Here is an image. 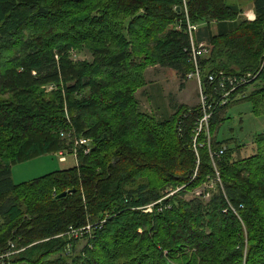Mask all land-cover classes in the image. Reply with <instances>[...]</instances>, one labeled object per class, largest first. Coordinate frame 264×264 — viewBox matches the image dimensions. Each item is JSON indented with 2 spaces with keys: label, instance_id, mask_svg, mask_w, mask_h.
I'll use <instances>...</instances> for the list:
<instances>
[{
  "label": "trees",
  "instance_id": "16d2710c",
  "mask_svg": "<svg viewBox=\"0 0 264 264\" xmlns=\"http://www.w3.org/2000/svg\"><path fill=\"white\" fill-rule=\"evenodd\" d=\"M251 2L252 21L234 0H0V264H264V134L236 159L212 131L253 86L245 99L264 111V0ZM187 17L210 46L203 90L219 87L210 74L247 78L211 102L210 145L194 142L201 105L162 121L133 96L148 65L192 79ZM84 48L93 61L74 62ZM63 153L75 165L15 183V165ZM217 174L208 203L184 199ZM87 226L70 263L71 233Z\"/></svg>",
  "mask_w": 264,
  "mask_h": 264
},
{
  "label": "rangeland",
  "instance_id": "374dc122",
  "mask_svg": "<svg viewBox=\"0 0 264 264\" xmlns=\"http://www.w3.org/2000/svg\"><path fill=\"white\" fill-rule=\"evenodd\" d=\"M184 3L186 5L187 0H184ZM207 49L206 56L210 54L209 45ZM73 58L74 62L77 63L93 61V55L87 48L79 51ZM133 61L136 64L145 63V59L133 58ZM142 82L143 85L135 90L133 96L139 102L140 110L157 120L165 121L171 119L180 107L192 108L201 104L200 88L197 81L195 79L183 81L171 69L160 67L157 64L148 65L142 71ZM255 88L253 86L247 90L245 98ZM52 90L53 87L47 88V91ZM245 98L241 99L238 104L222 112L220 116L222 124H215L212 128L213 134L218 141H230L232 148L240 146L235 156L236 159H243L253 153L255 154L257 151L256 138L258 135L264 134V111L262 112L261 110L260 115L254 114L252 103L248 102ZM65 113L66 117L69 118L66 108ZM81 139L76 137L74 140L76 144L87 140L92 146L90 139ZM63 154L67 157V162L65 163L60 161V156L54 154L15 165L12 168L15 183L28 182L51 172L75 165L76 161L72 155ZM220 180L221 178L217 174L216 178L214 177L202 187L196 189L194 192L185 194L184 199L190 201L197 197H202L205 194L203 200L208 203ZM144 212L147 213L149 210H145ZM95 228L91 226L89 230L82 231L83 228L72 233V241H70L71 243L69 245H74V250L72 251V248H69L64 253V257L69 259L70 263L82 254L91 237L94 236Z\"/></svg>",
  "mask_w": 264,
  "mask_h": 264
},
{
  "label": "built area",
  "instance_id": "2783aa9c",
  "mask_svg": "<svg viewBox=\"0 0 264 264\" xmlns=\"http://www.w3.org/2000/svg\"><path fill=\"white\" fill-rule=\"evenodd\" d=\"M188 19V24H187V32L191 37V46H192V57L191 60L194 64L195 67V73L191 74L188 76V78H192L195 79L199 85L200 88V98H201V117L198 120L197 123V132L194 138V142L195 145L197 144L198 138L202 135H206V140L208 142V144L210 145L212 142V135L209 133V122L210 119L213 116V111H212V105L211 102L215 101V104L219 105H224L227 104L230 101L231 95L239 88L240 83H246L247 82V78H243L245 80L242 81H238L236 78H224V74L220 73L218 76H216L215 74H210L208 75L207 80L209 81L210 84H215L218 81V85L219 87H217V89H215L214 93H211V95H208L204 90H203V86H202V78H201V74H200V69H199V59L203 58L206 56L207 53V48L208 45L206 43H197L194 41L193 39V34L197 31L198 27L194 24H192ZM222 76V78H216V77H220ZM252 77L251 75L247 76ZM217 95L220 96L219 101H217ZM82 144H86L87 140H85L84 142H81ZM89 152V151H87ZM220 153H223V150L220 151ZM62 155V154H61ZM62 162H64L66 160V158L64 156L61 157L60 159ZM151 206L145 208V210H149ZM1 222V220H0ZM91 228V226H87L85 227L82 231H86L89 230ZM76 231V230H75ZM75 231H72V233H74ZM71 233V235H72ZM16 254V252L13 253H7L3 256H10ZM2 256V258H3Z\"/></svg>",
  "mask_w": 264,
  "mask_h": 264
},
{
  "label": "crops",
  "instance_id": "0c3cea01",
  "mask_svg": "<svg viewBox=\"0 0 264 264\" xmlns=\"http://www.w3.org/2000/svg\"><path fill=\"white\" fill-rule=\"evenodd\" d=\"M234 3L238 4L243 10V18H247L250 21L255 20L256 15L251 0H234ZM213 29L215 31L216 28L214 27Z\"/></svg>",
  "mask_w": 264,
  "mask_h": 264
},
{
  "label": "water",
  "instance_id": "95a60500",
  "mask_svg": "<svg viewBox=\"0 0 264 264\" xmlns=\"http://www.w3.org/2000/svg\"><path fill=\"white\" fill-rule=\"evenodd\" d=\"M74 192H75V190H73V191H71V192H64V193L58 195V196H57V199H63V198H65V197H67L69 194H72V193H74Z\"/></svg>",
  "mask_w": 264,
  "mask_h": 264
},
{
  "label": "bare ground",
  "instance_id": "6f19581e",
  "mask_svg": "<svg viewBox=\"0 0 264 264\" xmlns=\"http://www.w3.org/2000/svg\"><path fill=\"white\" fill-rule=\"evenodd\" d=\"M197 32V31H196Z\"/></svg>",
  "mask_w": 264,
  "mask_h": 264
}]
</instances>
